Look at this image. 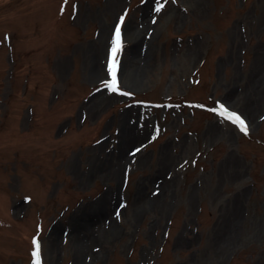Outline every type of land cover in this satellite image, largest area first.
<instances>
[{
    "label": "rangeland",
    "instance_id": "obj_1",
    "mask_svg": "<svg viewBox=\"0 0 264 264\" xmlns=\"http://www.w3.org/2000/svg\"><path fill=\"white\" fill-rule=\"evenodd\" d=\"M33 236L42 264H264V0H0V264Z\"/></svg>",
    "mask_w": 264,
    "mask_h": 264
},
{
    "label": "snow or ice",
    "instance_id": "obj_2",
    "mask_svg": "<svg viewBox=\"0 0 264 264\" xmlns=\"http://www.w3.org/2000/svg\"><path fill=\"white\" fill-rule=\"evenodd\" d=\"M66 2H67V0H65V3ZM141 2H143V0H141ZM163 7H164L163 2H157L155 4V10L157 12H159ZM119 19H120V23H117L115 25L114 34L112 36V41H111V45H112L111 49H110L111 59H110L108 67L110 69V73H111L112 78L108 81V84H107L108 90L116 91V92H122L123 91V89L119 86V81L117 78V63L118 62L116 60V56L121 51L122 46H123L121 23L124 20V16L121 15ZM101 86L102 87L104 86L103 83ZM127 94L132 95V93H127ZM217 103H219V102H217ZM215 111H217L221 116H225V117H227V119L234 121L236 124H238L241 127V129L243 131H245V132L249 131L244 118L239 113L230 110L229 108H227L223 104H220V107L215 109ZM136 151H138V149H136ZM28 199H30V197H28ZM117 215H119V213H117ZM32 243L34 245L33 250H32V255L34 258V264H42L41 255H40V240L38 239L37 236H33Z\"/></svg>",
    "mask_w": 264,
    "mask_h": 264
}]
</instances>
